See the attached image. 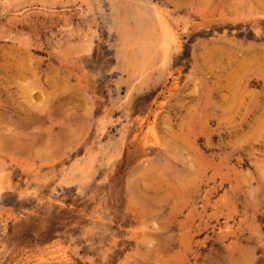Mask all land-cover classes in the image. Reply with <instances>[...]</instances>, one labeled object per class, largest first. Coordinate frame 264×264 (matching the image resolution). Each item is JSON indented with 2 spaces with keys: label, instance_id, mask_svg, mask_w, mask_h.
<instances>
[{
  "label": "rangeland",
  "instance_id": "1",
  "mask_svg": "<svg viewBox=\"0 0 264 264\" xmlns=\"http://www.w3.org/2000/svg\"><path fill=\"white\" fill-rule=\"evenodd\" d=\"M0 264H264V0H0Z\"/></svg>",
  "mask_w": 264,
  "mask_h": 264
},
{
  "label": "bare ground",
  "instance_id": "2",
  "mask_svg": "<svg viewBox=\"0 0 264 264\" xmlns=\"http://www.w3.org/2000/svg\"><path fill=\"white\" fill-rule=\"evenodd\" d=\"M118 24V23H117ZM128 26V25H127ZM131 26V25H130ZM161 27V26H160ZM162 30V29H161ZM165 30V29H164ZM166 31V30H165ZM117 34V33H116ZM161 36V35H160ZM120 38V37H119ZM160 38V37H159ZM163 39V38H162ZM164 40H165V42H166V38L164 37ZM169 41V40H168ZM159 45V44H158ZM161 45H162V43H161ZM166 45V44H165ZM163 46V45H162ZM142 47V46H141ZM162 48V47H161ZM167 48V47H166ZM169 48V47H168ZM163 49V48H162ZM161 49V50H162ZM164 49H165V47H164ZM172 49V48H171ZM141 51H142V49H141ZM150 54H151V52H150ZM142 55V54H141ZM141 55H140V57H141ZM146 55V54H145ZM143 56V55H142ZM128 58V57H127ZM136 58V57H135ZM146 58V57H145ZM142 59V58H141ZM143 59H144V57H143ZM131 66V65H130ZM133 68V67H132ZM241 100H242V98H241Z\"/></svg>",
  "mask_w": 264,
  "mask_h": 264
}]
</instances>
